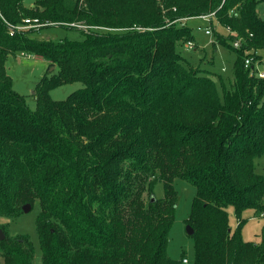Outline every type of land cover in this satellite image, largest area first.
I'll use <instances>...</instances> for the list:
<instances>
[{"label": "trees", "instance_id": "16d2710c", "mask_svg": "<svg viewBox=\"0 0 264 264\" xmlns=\"http://www.w3.org/2000/svg\"><path fill=\"white\" fill-rule=\"evenodd\" d=\"M24 1L0 0V218L39 203L43 264H178L167 250L183 180L196 188L187 220L195 264H264V233L261 245L245 242L227 213L264 214V176L255 170L264 78L251 74L264 50L261 0ZM211 14L232 34L217 35L236 54L228 82L180 51L195 37L190 21L178 20ZM26 19L44 26L18 29ZM52 27L83 39L37 37ZM11 55L58 69L38 84L34 111L13 89ZM75 82L84 88L67 99L49 96ZM0 228V264H34L30 238Z\"/></svg>", "mask_w": 264, "mask_h": 264}, {"label": "rangeland", "instance_id": "374dc122", "mask_svg": "<svg viewBox=\"0 0 264 264\" xmlns=\"http://www.w3.org/2000/svg\"><path fill=\"white\" fill-rule=\"evenodd\" d=\"M36 0H25L24 5L30 8ZM258 13L264 20V0L258 5ZM190 24L194 33V49H188L185 45L180 47L182 55L195 67L214 72L220 75L226 82L233 78V66L236 61V54L228 48L217 43L218 34H226L227 38L232 34L222 28L215 17L209 20L191 18ZM197 27L203 29H212V36H206L204 31L199 32ZM40 40L51 39L59 42L63 39L82 40L83 36L79 31L69 30L62 27L45 28L39 31ZM236 41L232 42L233 47ZM215 44V47H214ZM236 48V47H235ZM239 46L237 49H241ZM261 57V63L256 62V68L264 72V50L258 51ZM7 74L13 81V89L26 98L28 107L34 111L37 107L36 89L44 77H50L56 74L58 69L49 68V63L41 58L28 57L25 55L9 56L6 63ZM84 88L80 82L66 84L52 89L49 96L55 101H63L71 94ZM255 170L259 175L264 176V155L255 160ZM175 188L178 195L177 207L175 211V220L170 231V242L168 246V256L178 261V264H195V244L196 239L187 232V220L191 215L193 203L196 196V188L183 180L175 181ZM154 194L157 198L164 197L163 184L157 183L154 187ZM264 204V197H263ZM40 211L37 202L28 213H24L14 220L0 218V225H8V233L11 237L27 236L35 248L34 264H43L41 259V248L36 231V219ZM229 226L233 231H240L242 239L245 242H251L257 245L263 243L264 233V214H259L254 209H247L242 215H237L234 207L227 208ZM187 263H182V258Z\"/></svg>", "mask_w": 264, "mask_h": 264}, {"label": "built area", "instance_id": "2783aa9c", "mask_svg": "<svg viewBox=\"0 0 264 264\" xmlns=\"http://www.w3.org/2000/svg\"><path fill=\"white\" fill-rule=\"evenodd\" d=\"M199 18H200V19H204V20H207V19L209 20L210 18H214V14H211V15H209V16H201V17H199ZM190 20H192V19H187V18H185V19H183V20H178V21H180L179 23H181V25H183V24H185V22L190 21ZM176 22H177V21H176ZM173 24H174V22H173ZM43 26H44V25H42L38 20H30V19H26V20L24 21L23 26L19 27L18 29L41 28V27H43ZM212 29H213V28L203 29L202 27H197V30H198L199 32L204 31V33H205L206 36H212V32H213ZM225 30H227V31L230 32V29H225ZM185 46L188 47V49H194V48H195L193 42H189V43H187ZM239 46H241V41H240V40H236V43H235L234 47L238 48ZM25 56H26V55H25ZM253 62H254V58H252V57L247 58V59L245 60V67H246V68H249ZM251 74H252V75H255V74H256V75H258L259 77L264 78V72L259 71V70L256 68L255 65H254V67H252ZM183 262H184V263H187V260L185 259Z\"/></svg>", "mask_w": 264, "mask_h": 264}, {"label": "water", "instance_id": "95a60500", "mask_svg": "<svg viewBox=\"0 0 264 264\" xmlns=\"http://www.w3.org/2000/svg\"><path fill=\"white\" fill-rule=\"evenodd\" d=\"M30 210H31V205H25L23 207L24 213H28V212H30ZM187 232L190 236H192L194 234V230L191 228V226L187 227ZM5 238H6L5 234H4L3 230L0 228V241H3Z\"/></svg>", "mask_w": 264, "mask_h": 264}]
</instances>
